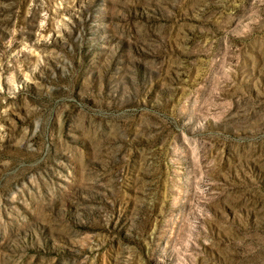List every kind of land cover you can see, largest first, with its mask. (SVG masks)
<instances>
[{"label":"rangeland","instance_id":"obj_1","mask_svg":"<svg viewBox=\"0 0 264 264\" xmlns=\"http://www.w3.org/2000/svg\"><path fill=\"white\" fill-rule=\"evenodd\" d=\"M0 264H264V0H0Z\"/></svg>","mask_w":264,"mask_h":264}]
</instances>
